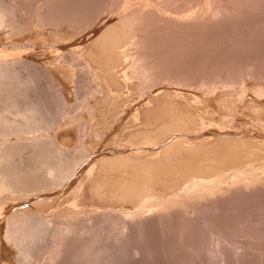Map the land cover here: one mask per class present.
Instances as JSON below:
<instances>
[{"label":"bare ground","instance_id":"6f19581e","mask_svg":"<svg viewBox=\"0 0 264 264\" xmlns=\"http://www.w3.org/2000/svg\"><path fill=\"white\" fill-rule=\"evenodd\" d=\"M47 1L50 0H0V264H119L121 260L124 261V258L139 255H141L142 258L144 257L143 260H147V262L143 261V264L148 263V261L152 264H175L176 260H173L174 256H172V258L169 256L173 253L172 249L175 248L174 242L172 243L168 241V239H163L162 241L161 237H164V235H162L163 230L171 229L173 226L176 217L174 211L176 207L174 206H178L175 205L176 201L185 196L187 197L188 194L191 195L192 200L187 202L190 198H186L187 200L183 198L186 202L184 203L182 199L183 202H180L183 204H179L183 205L182 210L184 212H189L202 203V201L196 199L199 196L204 197L205 194H209V192L213 191H215V194L219 191L222 192L223 190L221 191L220 189L224 186H221L220 189L219 186L225 179L230 183L228 189L232 188V190L242 189L245 185L244 183L247 182H253L254 185H257L258 182L255 181L257 180L256 178L260 177L259 179H262L261 177L264 176V140L262 138L260 140L257 138L252 139V137L247 136L246 133L248 134V128L246 123V127H244V124H241L242 129H239L240 125H238L239 128L237 126V129H234V135H219L217 139L215 137L216 141L212 139L214 137L208 135L203 137V139H201L202 141H197L198 144L192 145L191 140H186L187 138L184 139L179 136L177 137V135L183 132L181 130L179 131L180 128L178 127H181L182 123L185 121L183 120L185 118L184 114L170 118L166 117L167 108L169 107H166V101L163 104L159 99L164 94L165 97H167L166 94H170L168 87L164 86L165 84H159V86L156 85L155 89H150V87H154L156 79H166L168 77V72L164 71V73L167 72V74L159 75V71V74H156L159 68L156 70L155 67L157 68L158 64L161 65L163 63L159 62L158 59L156 60L155 56L158 54L154 55L156 62L158 61L157 64L153 61L154 58L152 54L151 60L149 57L150 55L146 56V51L143 53V45L147 43V40L143 42L145 40L143 33L144 35L147 33H142L139 26L143 25V20L146 19L145 16L147 17V15H150L152 18L156 16L155 18H158V20L160 18L164 26H176V28H181V31L183 28L186 30L189 29V32L205 26V28H210L211 26L214 27L216 23H214V21L211 23V21L213 19L216 21L217 17L223 14L222 8L226 6L221 7V0L219 2L218 0H206V5L203 3L204 6L201 5L202 2H198V4H200L198 5V7L200 6L198 10L195 9L197 8L196 6L193 8L194 10L191 7L180 10L177 7L175 8L177 4H175L174 7L171 6L174 0H171V3L169 0L168 4L170 3V8L166 4L164 5L166 0L163 1V4H160L159 2L161 1L159 0V2L156 1L157 4H154L155 2L153 4L151 3L155 0H149L148 2L147 0H143L142 2L144 3L138 0L141 4L137 2L139 7L135 6L136 9L135 7H131L135 9L133 10L129 8L130 0H125L124 8L122 7L123 9L120 11L122 16H116V18H120L119 22L116 20L117 23L112 24V22L111 25L109 22L107 23L108 19H110L108 14L107 16L109 17L104 18V21L100 22H102L101 24L107 23L110 26L103 30L101 29L102 26L100 32H98L99 29H97V33H92L95 31L93 29V31H88V35L85 36L87 37L86 41L84 42L83 38L81 39L83 41L82 44L77 43L81 45L79 47L81 52H77L78 54L71 53L70 55L68 53V48H63V51L58 50L60 48L57 46L58 44L64 43V45H66V41L64 40L66 38L70 40V38H68L70 34H67L65 30L61 31L60 27L61 24L63 27L64 24L70 25L75 22L79 23L80 21L78 18L82 14L79 11H76L74 14V10L72 12L73 14H67V12L63 10L55 14L52 7L53 5L43 4ZM146 2L148 5L151 3V5L148 6ZM219 3H221V5ZM133 4H135V2ZM182 6H184L183 2ZM255 9H259V7ZM261 9L262 8H260V10ZM80 11L82 10L80 9ZM136 13L138 16L134 15ZM77 14H80V16L78 15V17ZM91 15L93 14L91 13ZM150 17L146 19L147 22ZM88 18L89 17H87L86 20ZM139 23L142 25H138ZM152 23L150 27H152ZM163 23H161V25ZM213 23L214 25H212ZM153 24L155 25V23ZM56 26H60L59 29L55 28ZM157 27H160V25H157ZM157 29L159 30L161 28ZM209 31H211V29H209ZM85 32L86 31H84V33ZM168 32L171 33V30ZM151 33L153 32H150V34ZM72 35L77 38L76 34ZM153 35H155V33H153ZM156 37L154 36V38ZM180 37H182V35H180ZM218 38L221 39L220 37ZM154 40L155 39H153V41ZM158 40L159 39H157V42H159ZM71 41L69 42L71 43ZM157 42L155 41L156 44ZM194 43H196V41ZM166 44L169 43L166 42ZM150 45L148 47H150ZM169 45H171V43ZM177 45L181 46L178 43ZM53 46H57V49H54ZM216 46H218V44ZM145 47H147L146 44ZM169 47L165 48L164 55L161 53L159 54V58L160 55L161 57L162 55L164 56L162 59H165V56L169 58L167 55L170 53L166 51ZM76 48H78V46ZM65 50L68 51L66 52L69 55L65 53ZM181 50H179V52ZM185 50L187 51L188 49ZM70 51L72 52V50ZM148 52L151 53V50ZM170 52L172 54L173 51ZM166 53L168 54L165 55ZM209 55H211V52ZM214 56L212 59H214ZM184 57L186 58V56ZM245 60L246 59H244V61ZM182 61L185 60L182 59ZM153 63L157 65L155 66L154 64V68L152 67ZM256 64L255 66L258 65ZM169 66H171V68L173 67L172 65H165V68L167 67L169 69ZM250 66L251 65H249V67ZM253 66L254 65H252V67ZM38 69L40 73L41 70L43 71L41 73L45 75L43 77L47 76L49 78L48 82L50 85L48 82L47 84L43 81L47 78L41 79L42 75L40 78V74L37 73ZM154 69L157 72H155ZM56 73L60 74L55 75ZM77 73L84 75L86 81L89 83L87 84L88 86H83V95L82 93L80 95L79 92L81 91H78V95L83 97V100L80 99L79 101L82 102L84 111L87 114L83 124L80 123L81 121L77 122V117L73 116V109L71 110L72 105L70 104L71 107H66L64 105V101L66 100H64L61 93L63 89L66 90L75 87V85L71 83L72 79L70 78ZM188 73L190 74L189 71ZM171 76L173 77V75ZM187 76L188 75H186L185 80L183 79V82H185L187 78L191 79L192 77ZM134 77H136V79L138 78L137 80L142 89H150L149 94L151 93V95L146 98L140 97V99H142L140 100V105L138 104L139 109H135L137 112L134 110L135 112L133 113L138 114V116L140 115L142 119L141 123H149L152 126H148V128L151 127V129L149 128L150 130H145L146 128L143 129L142 125L139 127L138 124H135L136 122L133 123L131 121L132 124L136 125V129L134 131L131 130L133 133L131 134L133 143L127 142L117 147L115 146L116 144L114 145L113 141V143L111 142L112 139L109 141L106 137L109 133L114 131L115 118H125L132 112L133 103H130L132 101L127 89ZM182 78H184L183 75ZM242 78H235L233 82L228 81V79H221V77L219 81L217 80L219 78L216 80L213 78L212 81L209 80L210 82H208V84L207 81L203 82L201 79L199 80L202 81L201 85L203 86L207 84L212 89L217 86L226 89L228 85H236V83L237 85L239 83L241 84ZM168 79L171 78L169 77ZM187 81H189V79ZM172 82L181 83L178 78L173 79ZM158 83H160V81ZM242 85L244 86V84ZM51 86L57 91L56 93L52 92L53 97H51L52 93L50 94V92H47V89L49 91V87L51 88ZM54 88L53 90L55 91ZM79 88L80 87L77 89L80 90ZM236 88L237 87H233V90ZM240 88H242V86ZM152 89L154 90L153 92ZM71 91L74 92L73 90ZM244 92L245 91L242 93ZM55 94L57 95L54 96ZM259 94L262 95V93ZM170 95L172 98H170V96L169 98L173 99V96L180 97L179 95L181 94H179V92H174L173 95ZM189 96H191V94ZM241 96L238 97L241 98ZM52 98H56L58 103L53 102ZM169 98H167V103L173 101L175 102L174 105L178 100L181 101L180 98L177 101H175V98V100H169ZM162 99L164 98L162 97ZM127 100H130V102ZM184 101H181L182 104H184ZM181 102L177 104L179 105ZM186 103L188 104L187 101ZM261 103L263 104V102ZM223 104H227V102ZM234 104L235 103H233V105ZM185 105L184 107L183 105L181 106L185 108ZM252 105L255 106L251 104V107ZM181 106L179 107L181 108ZM217 106H219V104ZM263 106L264 105H262L261 108H263ZM75 108L74 106V109ZM191 110L193 109H190V113H192ZM190 113H188L189 117H186V121L189 119V121L191 120L193 122L194 119L190 118L193 117ZM250 114L253 115V113ZM131 116L132 115H130V117ZM252 117L254 116H251V118ZM195 120L198 119L196 118ZM167 123L173 126L175 125L177 129H171L173 126ZM165 124H167V127ZM190 124L192 123L190 122ZM87 125L90 129L95 125L93 127L94 132L91 130L93 137H90V139L87 138L88 140L82 143L79 142L80 140L74 142V145L80 143L74 147L72 142H69L70 144L72 143L70 147L68 144L67 146L63 144L66 140L75 137L81 140L82 136L85 138L84 135L88 130ZM134 125L133 127L135 128ZM224 129L222 130L224 131ZM202 130H205V127L200 131ZM131 132H129V134ZM249 132L251 133V131ZM163 133L166 134L163 136ZM113 134L114 133H112V135ZM160 134L163 137H160ZM175 136L176 139H174ZM105 138L107 140H105ZM169 138L173 140L167 141ZM149 141L152 144H149ZM155 145L158 146V149L154 152L150 151ZM126 148L130 151L125 152ZM159 154L161 155L158 156ZM206 196L208 197V195ZM206 196L204 197L205 199L207 198ZM213 196L214 194L211 197ZM217 196L219 197L218 194ZM201 199L202 198H200V200ZM216 199L214 200L216 201ZM114 202L116 204H114ZM116 206H118V208H116ZM227 206L229 207V205ZM212 209L214 210V208ZM195 210L196 209H194V211ZM159 226L162 231H160V233ZM159 235L161 236L160 238ZM170 238H172V236H170ZM202 246L206 247L204 245ZM202 246H200V248H202ZM229 246H231V244ZM236 259L235 262H237ZM177 264L180 263L178 262ZM237 264H239V262Z\"/></svg>","mask_w":264,"mask_h":264},{"label":"rangeland","instance_id":"374dc122","mask_svg":"<svg viewBox=\"0 0 264 264\" xmlns=\"http://www.w3.org/2000/svg\"><path fill=\"white\" fill-rule=\"evenodd\" d=\"M60 1V2H59ZM64 1V2H63ZM69 1V2H68ZM78 3H77V2ZM85 1V2H84ZM89 1V2H88ZM114 1V2H113ZM122 1V2H121ZM143 0H141L140 2L141 3H144L142 2ZM145 1V0H144ZM149 0H147L148 2ZM152 1V0H151ZM156 1L158 0H155L153 2H151L152 4H157ZM161 1V2H159ZM158 2L160 4H163V1L165 0H159ZM177 1V3H176ZM188 1V3H187ZM205 1L206 0H185V3H184V0H174L172 1L173 4L171 6H175V4L179 5V6H175V8L177 7L178 9L180 10H184L186 7L187 8H194L195 6L198 10V2L203 5H206L205 4ZM220 0H218L219 2ZM224 3H223V2ZM50 2V3H49ZM68 2V3H67ZM76 2V3H75ZM83 2V3H82ZM113 2V3H112ZM124 2V3H123ZM135 2V4L137 2H139L138 0H130L129 1V8L131 7H139V4L137 3L136 5L133 4ZM139 2V3H140ZM146 2V4L148 5V3ZM169 0H166L164 2V5L166 4L168 7L170 6L169 4L171 3V0H170V3L168 4ZM179 2V3H178ZM182 2H183V5L182 6ZM190 2V3H189ZM193 2V3H192ZM222 3V6H226V7H223L222 8V13L221 16L217 17L216 21L215 19H213L211 21V23L214 21V23L211 26L210 28H205V27H200V28H197L195 31H191L189 32V29H182L181 31V28H176V26H164V23L163 21L158 20V18L156 19L154 16V18H152V16L150 17V15L147 17L145 16L146 19H148V17H150L151 19V22H150V19L148 20V22L145 20H143V25L142 24H138V25H142V26H139V28H141V32H145L147 34L144 35L143 33V36H145V40L143 42H146L147 40V43L145 47V44L143 45L144 48H143V53L144 51L146 56H149L150 59L152 60V56L154 58V55H157L155 56L156 60L158 59L159 62L163 63L161 65L158 64V61L156 62L155 58L153 59V61H155L158 66L153 63L152 67L154 68V64L155 66H157V68L155 67V69L157 70L158 68V72L155 70V72H157L156 74H159V71H160V74L159 75H163V74H167V78L166 79H156L157 81L159 80L160 83H158L156 80H155V85L154 87H150L155 89L156 88V85L159 86L160 85H163L165 84L164 86H167L168 87V91L170 94L173 95L174 92H179V95L180 97L178 96H173L174 100L177 101L179 98L181 99V101H184L182 104V102L180 100H178L176 102L175 106L173 101H171V103H167V98H172V96L170 94H166L167 97H165V94L162 96L164 99H162V97H160V101L165 102V105L166 107H172L170 108H167V114H166V117L170 118V117H174L176 115H180V114H184V117H189L188 116V113H190V109H193L191 110L192 113H190L193 117H190V118H193V122L189 119L188 121L187 118L183 119L185 120L181 127H178L180 128L179 131H183L181 134L177 135V137H183L184 139L186 140H191V143L192 145L194 144H198L197 141H200L201 139H203V137H206V136H210V137H214L212 139L215 140V137L217 139V137L219 135H234L235 132H234V129H237V126L240 125V128L238 126L239 129H242L241 128V124L243 125L244 124V127H246L247 125V131H248V134L246 133L247 136H250L252 137V139H255L257 138L258 140H260L261 138L264 140V106L263 108L262 105H264V96H263V93H264V0H221L220 1ZM227 2V4H226ZM52 3V4H51ZM58 3V4H57ZM64 3V4H63ZM140 3V4H141ZM151 3H149L148 6L151 5ZM196 3V4H195ZM221 3H219L221 5ZM44 5H53V9H54V12L55 14L58 12L60 13L61 10L67 12V14H73V10H74V14L76 11H79L82 15V17L80 16V14H77V16L79 17V23L75 22L74 24H64L63 27H62V24H61V31L65 30V32H67V34H70V36L68 35V38L69 39H65L64 41L66 45H64V43L62 44H58L57 46H59L58 50H64V49H67L68 48V51L65 50V53H69L71 55L72 54H78L79 52H81V50L79 49V47L81 46L80 44L83 43V41L85 42L86 41V38L85 36L88 35V31H91L92 29L95 30L93 31L92 33H97V29L98 32H100V30L104 29V28H107L108 26L112 24H116L117 22H119V19L116 18V16L118 17H121L122 14H121V9H123L124 7V4H125V0H50V1H47L46 3H43ZM69 4V5H68ZM71 4V5H70ZM114 4V5H113ZM132 4V5H131ZM145 4V5H146ZM187 4V5H186ZM193 4V5H192ZM254 4V5H253ZM262 4V5H261ZM59 5V6H58ZM78 5V6H77ZM83 5V6H82ZM86 5V6H85ZM181 5V6H180ZM203 5V6H204ZM261 5V6H259ZM56 8H55V7ZM62 6V8H61ZM69 6V7H68ZM75 9H74V7ZM189 6V7H188ZM246 6V7H245ZM251 6V7H250ZM73 7V8H71ZM77 7V8H76ZM82 7V8H81ZM123 7V8H122ZM135 7V9H136ZM145 7V6H144ZM171 7V8H173ZM180 7V8H179ZM250 7V8H248ZM259 9H255V8H258ZM67 8V9H66ZM69 8V9H68ZM71 8V9H70ZM79 8V9H78ZM86 8V9H85ZM131 8V9H133ZM170 8V7H169ZM226 8V9H225ZM228 8V9H227ZM243 8V10H242ZM260 8H262L260 10ZM65 9V10H64ZM78 9V10H77ZM80 9L82 11H80ZM114 9V10H112ZM130 9V10H131ZM133 9V10H135ZM225 11H224V10ZM240 9V10H239ZM58 10V11H57ZM84 10V11H83ZM194 10V9H193ZM256 12H255V11ZM69 11V12H68ZM225 13H224V12ZM229 11V12H228ZM236 11V12H235ZM239 11V12H238ZM241 11V12H240ZM261 11V12H260ZM77 12V13H79ZM85 12V13H84ZM237 14L235 15L234 14ZM91 13L93 15H91ZM244 13V14H243ZM250 13V14H249ZM87 14V15H86ZM109 14V16H107ZM112 14V15H111ZM121 14V15H120ZM225 14V15H224ZM227 14V15H226ZM233 14V15H232ZM258 14H259V17H258ZM134 15H137L134 14ZM243 15V16H242ZM250 15V16H249ZM253 15V16H252ZM257 15V16H256ZM72 16V15H71ZM85 16V17H84ZM92 16V17H91ZM112 16V17H111ZM138 16V15H137ZM224 16V17H223ZM89 17L87 20L86 18ZM109 17L110 19H108L107 23L109 22L110 25H105V24H101L102 22L100 21H104V18H107ZM114 17V18H113ZM144 17V16H143ZM248 19H247V18ZM83 18V19H82ZM85 18V19H84ZM96 18V19H94ZM238 21H237V19ZM82 19V20H80ZM92 19V20H91ZM98 19V20H97ZM112 19V20H111ZM114 19V21H113ZM154 19V20H153ZM224 19V21H223ZM90 20V21H88ZM117 20V22H116ZM158 22H157V21ZM86 21V22H85ZM97 21V22H96ZM99 21V22H98ZM141 21V20H140ZM145 21V22H144ZM228 21V22H227ZM88 22V23H87ZM142 22V21H141ZM155 23V25L153 23ZM163 23L161 25V23ZM81 23V24H80ZM95 23V24H94ZM98 23V24H97ZM101 25H100V24ZM138 23V22H137ZM149 23V25H148ZM152 23V27H150ZM226 23V24H225ZM231 23V25H230ZM81 26H80V25ZM98 26H97V25ZM219 24V25H218ZM221 24V25H220ZM225 24V25H224ZM229 24V25H228ZM67 25V26H66ZM97 27H95V26ZM100 25V27H99ZM134 25V24H133ZM137 25V24H136ZM157 25L160 27H157ZM217 25V26H216ZM80 26V27H79ZM103 26V27H102ZM106 26V27H104ZM146 26V27H144ZM154 26V27H153ZM228 26V28H227ZM59 27H55V28H58ZM74 27V28H73ZM78 30H77V28ZM94 27V28H93ZM99 27V28H98ZM102 27V28H101ZM144 27V28H143ZM148 27V28H147ZM150 27V28H149ZM172 27V28H171ZM174 27V28H173ZM217 27V28H216ZM223 27V28H222ZM64 28V29H63ZM101 28V29H100ZM153 28V29H152ZM157 28H161V29H157ZM167 28V29H166ZM170 28V29H169ZM205 28V29H204ZM221 28V30H220ZM240 28V29H238ZM89 29V30H88ZM156 29V30H155ZM163 29V30H162ZM165 29V30H164ZM179 29V30H178ZM209 29H211V31H209ZM214 29V30H213ZM228 29V30H227ZM76 30V31H75ZM151 30V31H149ZM171 30V33H169L168 31ZM174 30V31H173ZM185 30V31H184ZM203 30V31H202ZM205 30V31H204ZM223 30V31H222ZM232 30V31H231ZM84 31H86L84 33ZM161 31V32H159ZM180 31V32H179ZM213 31V33H212ZM237 31V33H236ZM150 32H153L155 33V35H153V33L150 34ZM187 32V33H185ZM194 32V33H193ZM203 32V33H202ZM220 32H223V33H220ZM227 32V34H226ZM234 32V33H233ZM81 33V34H80ZM157 33V34H156ZM161 33V34H160ZM215 33V34H214ZM252 33V34H251ZM72 34H76V37L75 38ZM78 34V35H77ZM81 36H80V35ZM172 34V36H171ZM184 34V35H183ZM193 34V35H192ZM198 34V35H197ZM218 34V35H217ZM241 34V36H240ZM257 34V35H256ZM72 35V36H71ZM151 35H152V38L155 39L153 41V39L151 38ZM160 35V36H158ZM168 35V36H167ZM174 35V36H173ZM179 35V36H178ZM180 35H182V37H180ZM213 35V36H212ZM216 37H215V36ZM226 35V36H225ZM234 35V36H233ZM238 35V36H237ZM150 36V37H149ZM154 36L156 38H154ZM186 36V37H185ZM197 36V37H196ZM205 36V37H204ZM230 36V37H229ZM232 36V37H231ZM237 36V37H236ZM244 36V37H243ZM167 37V38H166ZM189 37V38H188ZM192 37V38H191ZM196 37V38H195ZM199 37V38H198ZM212 37V38H211ZM218 37H220L221 39H219ZM242 37V38H240ZM256 37V38H255ZM75 40H73V39ZM80 38V39H79ZM84 38V39H83ZM161 38V39H160ZM172 38V40H171ZM176 38V39H175ZM188 40H187V39ZM208 38V40H207ZM251 38V39H250ZM83 39V41L81 40ZM157 39H159L158 41L160 42V44L158 45L159 42H157ZM168 39V40H166ZM179 39V41H178ZM186 39V40H185ZM215 39V40H214ZM219 39V40H218ZM226 39V40H225ZM239 39V40H238ZM72 40V41H71ZM171 40V41H170ZM192 40V41H191ZM198 40V41H197ZM205 40V41H204ZM207 40V42H206ZM221 40V42H220ZM223 40V41H222ZM236 40V41H235ZM71 41V43L68 42ZM78 41V42H77ZM81 41V42H80ZM155 41L157 42V44L155 43ZM184 41V42H183ZM196 41V43H194ZM213 41V42H212ZM215 41V42H214ZM226 41V42H225ZM238 41V42H237ZM152 44L154 43V45H150L149 44ZM167 43H171V45L169 44H166ZM199 42V43H198ZM204 42V43H203ZM77 43H80V44H77ZM162 43V44H161ZM165 43V45H164ZM180 44L181 46L177 45ZM184 43V44H183ZM194 43V44H193ZM203 43V45H202ZM208 43V44H207ZM211 43V44H210ZM221 43V44H219ZM228 43H229V46H228ZM57 44V43H55ZM72 44H76L78 46V48H76L77 46L76 45H72ZM174 44V45H173ZM183 44V45H182ZM189 44V45H188ZM206 44V45H205ZM214 44V45H213ZM218 44V46H216ZM62 45V46H61ZM71 45V46H70ZM150 45V47H148ZM157 45V46H155ZM164 45V47H163ZM166 45H169V46H166ZM186 45V47H185ZM191 45V46H190ZM211 45V46H210ZM213 45V46H212ZM262 45V46H261ZM56 46V47H57ZM65 46V47H63ZM160 46V47H159ZM209 46V47H208ZM224 46V47H223ZM55 46H53L54 49H57ZM155 47V48H154ZM163 47V49L161 50V48ZM166 47H169L166 49L167 52H169L171 54L170 51H173L172 54H168L166 53L165 55H167L169 58H167L165 56V59H162L164 58V53H165V48ZM181 47V48H180ZM183 47V48H182ZM220 47V48H219ZM258 47V48H257ZM64 48V49H63ZM151 50V53L148 52L150 51L149 49ZM153 48V49H152ZM179 48V49H178ZM190 48V49H189ZM213 48V49H212ZM77 49V51H76ZM159 49V50H158ZM170 49V51H169ZM177 49V50H176ZM182 49V50H181ZM185 49H188L187 51ZM259 49V50H257ZM72 50V52L70 51ZM153 50V51H152ZM179 50H181L179 52ZM195 50V51H193ZM217 50V51H216ZM233 50V51H232ZM253 52H252V51ZM257 50V51H256ZM67 51V52H66ZM74 51V52H73ZM76 51V52H75ZM158 51V52H155ZM200 51V52H199ZM202 51V52H201ZM215 53H214V52ZM223 51V53H222ZM232 51V52H231ZM237 53H236V52ZM263 53H261V52ZM78 52V53H77ZM176 52V53H175ZM180 53V56H179V53ZM184 52V53H183ZM190 52V53H189ZM199 52V53H198ZM211 52V55H209V53ZM235 52V54H234ZM240 52V53H239ZM260 52V53H259ZM67 53V55H69ZM163 54L162 57L160 55V58H159V54ZM175 53V54H174ZM178 53V54H177ZM197 53V54H196ZM247 53V54H245ZM144 54V55H145ZM152 54V56H151ZM182 54V55H181ZM186 54V55H185ZM193 54V55H192ZM195 54V55H194ZM199 54V56H198ZM219 54V55H218ZM175 55V56H174ZM188 55V56H187ZM197 55V56H196ZM215 55V56H214ZM241 55V56H240ZM247 55V56H246ZM254 55V56H253ZM262 55V56H261ZM172 56V58H171ZM179 56V57H177ZM186 56V58L184 57ZM192 56V57H190ZM196 56V57H195ZM212 56V57H211ZM214 56V59H212ZM216 56H217V59H216ZM225 56V57H224ZM256 56V57H255ZM174 57V58H173ZM182 57V58H181ZM238 57V58H237ZM241 57V58H239ZM247 57V58H246ZM176 58V59H175ZM178 58V60H177ZM185 58V59H184ZM191 58V59H189ZM211 58V59H210ZM237 58V59H236ZM246 59L244 61V59ZM185 60V61H182ZM239 59V61H238ZM254 59V60H253ZM162 60V61H161ZM175 60V61H174ZM189 60V61H188ZM248 60V62H247ZM262 60V61H261ZM167 64H166V63ZM175 62V63H174ZM190 62V64H189ZM254 62V63H253ZM172 63V64H171ZM184 63V64H183ZM188 63V64H187ZM194 63V64H193ZM258 65H257V64ZM174 64V65H173ZM178 64V65H177ZM242 64V65H241ZM248 64V65H247ZM255 64L257 66H255ZM165 65H172L173 67L171 68V66H169V69L166 67L165 68ZM177 65V66H175ZM180 65V66H179ZM188 65V67H187ZM249 65H251L249 67ZM252 65H254L252 67ZM162 66V67H160ZM164 66V68H163ZM175 66V67H174ZM230 66V67H229ZM234 66V68H233ZM249 68H248V67ZM179 67V68H178ZM181 67V68H180ZM184 67V68H182ZM192 69H191V68ZM215 67V68H214ZM243 67V68H242ZM163 68V69H161ZM188 68V69H187ZM236 68V69H235ZM242 68V69H241ZM255 68V69H254ZM177 69V71H176ZM178 69H181V70H178ZM187 69V70H186ZM190 69V70H189ZM196 69H199V70H196ZM234 69V70H233ZM132 70V69H131ZM162 70V72H161ZM169 70V71H168ZM176 74H175V72ZM186 70V71H185ZM164 71H167L166 73H164ZM188 71L190 72V74L188 73ZM227 71V72H226ZM245 71V72H244ZM248 71V72H247ZM250 71V72H249ZM255 71V72H254ZM43 71L41 70V73ZM178 72V73H177ZM233 72V73H232ZM242 72V74H241ZM254 72V74H253ZM258 72V74H257ZM262 74H261V73ZM38 74H40V78H41V73H40V70L38 69L37 71ZM215 73V75H214ZM220 73V74H219ZM232 73V74H231ZM250 73V74H249ZM252 73V74H251ZM60 73H56L55 75H58ZM178 74V75H177ZM173 75V77L171 76ZM182 75L184 78H182ZM186 75H188L190 78H187V80L189 79V81H185L183 82V79L185 80L186 79ZM195 75V76H194ZM210 75V76H209ZM221 75V76H219ZM236 75V76H235ZM38 76V75H37ZM45 75H42V78H47L46 80H43L45 81V83L48 82L49 78L46 76V77H43ZM79 76V77H78ZM187 76V77H188ZM212 76V77H211ZM230 76V77H229ZM234 79H233V77ZM84 77V78H83ZM171 78V79H168V78ZM195 77V79H194ZM201 77H204V78H201ZM206 77V78H205ZM208 77V78H207ZM220 77L221 79H228V81H231L233 82V80L236 79H241L242 78L244 80H242L241 84L239 83L237 85H234V84H231L230 86L228 85L226 89L220 87V86H217L215 87L214 89H212L208 84V82H210L209 80H213V78H215V80L217 78L218 81L220 80ZM228 77V78H226ZM232 77V78H231ZM83 78V79H82ZM178 78V80L181 81V83H175V82H172L173 79H176ZM179 78H182V79H179ZM198 78V79H197ZM230 78V79H229ZM72 79L71 83H73L75 85L74 88L71 87V89H63L61 90L62 92V96L64 98V101L65 102V106L66 107H71L72 105V108L71 110L73 111L72 114L73 116L77 117V122H80L83 124V121H85L86 117H87V114L86 112L84 111V108L82 106V102L79 101L80 99L83 100L81 93L82 91L84 92V87L83 86H88L87 84L88 81H86V78L84 75H81V74H74V76H72ZM138 79V78H137ZM136 79V77H134L132 79V83L130 84V86L128 87V94L130 96V99L132 102H130V100H127L129 101L130 103H133V107H132V114L130 113V115H132L130 117V115L126 116L125 118H121V119H118V118H115L114 120V131L112 133H114L112 135V133H109V135H107V139H112L111 142L113 141L114 142V145L115 146H121L123 143H133V139L131 138V134H133L131 132V130H135L136 129V125L138 124L139 127L140 125L143 126V129L146 128L145 130H150L151 127L148 128V126H152L151 124L149 123H141V118H140V115L138 116V114H134L133 112H135L136 110L135 109H139V105H140V100L142 98H146L148 96L151 95V93L149 94V90L147 88V90H144L142 89V87H140V83L138 82V80ZM201 79L203 82L207 81V84H205L204 86L201 85L202 84V81L199 80ZM208 79V80H207ZM134 80V81H133ZM197 80V81H196ZM77 81V82H76ZM85 81V82H84ZM164 81V82H163ZM171 81V82H170ZM241 81V80H240ZM75 82V83H74ZM134 82V83H133ZM136 82V83H135ZM162 82V84H161ZM188 82V83H187ZM247 82V83H246ZM49 83V82H48ZM47 83V84H48ZM79 83V84H78ZM72 84V85H73ZM82 84V85H81ZM86 84V85H85ZM134 84V85H133ZM244 84V86L242 85ZM50 85V83H49ZM47 85V86H49ZM201 85V87H200ZM220 85V84H218ZM242 88H240L241 86ZM246 85V86H245ZM258 85V86H257ZM139 86V87H138ZM153 86V85H152ZM208 86V88H207ZM240 86V87H239ZM80 87L78 90L77 88ZM83 87V88H82ZM138 87V88H136ZM210 87V88H209ZM233 87H237L236 91L233 90ZM239 87V88H238ZM53 86H51V88L49 87V91L47 89V92L50 94L52 92L56 93V89L55 91L53 90ZM244 88V89H243ZM260 88V89H259ZM76 89V90H75ZM152 89V92L154 91ZM223 89V90H222ZM241 89V90H239ZM51 90V91H50ZM69 90V91H68ZM71 90H73L74 92H72ZM259 90V91H257ZM263 90V91H262ZM60 91V90H59ZM78 91H81L79 92L80 95H78ZM140 91V92H139ZM148 91V92H147ZM183 91V92H182ZM243 91H245L244 93H242ZM252 91V92H251ZM185 92V93H184ZM211 92V93H210ZM256 92V93H255ZM262 93V95H260L259 93ZM249 93V94H248ZM252 93V94H251ZM254 93V94H253ZM75 94V96H74ZM153 94V93H152ZM187 94V95H186ZM191 94V96H189ZM200 94V95H199ZM237 94V95H236ZM242 96H241V95ZM244 94V95H243ZM258 96H256V95ZM57 94H55L54 96H56ZM83 95V93H82ZM145 95V96H144ZM199 95V96H197ZM204 95V96H203ZM79 96V97H77ZM237 96V97H236ZM238 96H241V98H239ZM260 96V97H259ZM51 97H53V93L51 95ZM132 97V98H131ZM140 97H142L140 99ZM178 97V98H176ZM134 98V99H133ZM169 100H173V99H170ZM186 98V99H185ZM204 98V99H203ZM215 98V99H214ZM219 98V99H218ZM227 100H226V99ZM259 98V99H258ZM53 99V102H57L56 98H52ZM133 99V100H132ZM139 99V101H138ZM188 99V100H187ZM221 99V101H220ZM239 99V100H238ZM253 99V101H252ZM56 100V101H54ZM137 100V101H136ZM164 100V101H163ZM205 100V101H204ZM214 100V101H213ZM224 100V101H222ZM258 100V101H257ZM77 101V102H76ZM136 101V103H135ZM186 101L188 102V104L186 103ZM190 101V103H189ZM209 101V102H208ZM211 101V102H210ZM235 101V102H234ZM243 101V102H242ZM252 103H251V102ZM75 104V105H73ZM178 102H181L179 105L177 104ZM217 104H216V103ZM226 103L227 104H223V103ZM229 102V103H228ZM254 102V103H253ZM256 102V103H255ZM260 102V103H259ZM263 102V104L261 103ZM58 103V102H57ZM63 103V102H62ZM192 103V104H191ZM213 103V104H212ZM233 103H235L233 105ZM254 104L255 106L252 105L251 107V104ZM258 103V104H257ZM71 104V105H70ZM80 104V105H78ZM139 104V105H138ZM152 104V103H151ZM169 104V105H168ZM173 104V105H172ZM187 106H186V105ZM198 104V106H197ZM219 104V106H217ZM231 104V105H229ZM256 104H257V107H256ZM261 104V105H260ZM77 105V106H76ZM136 105V106H135ZM164 105V106H165ZM168 105V106H167ZM181 105H185V108H183ZM194 105V107H193ZM239 105V106H238ZM260 105V106H259ZM74 106L76 107L74 109ZM175 106V107H174ZM181 106V108L179 107ZM226 106V107H225ZM236 106V107H234ZM242 107V108H238V107ZM250 108H248V107ZM135 107V108H134ZM193 107V108H192ZM245 107V108H244ZM257 109H255V108ZM78 108V109H77ZM253 108V109H252ZM247 109V111H246ZM249 109V111H248ZM80 110V112H79ZM135 110V111H134ZM175 110V111H174ZM234 110V111H233ZM239 110V111H238ZM241 110V111H240ZM260 112H259V111ZM263 112H262V111ZM139 111V110H138ZM170 111V112H168ZM174 111V112H173ZM178 111V113H177ZM185 111V112H184ZM75 112V113H74ZM77 112V113H76ZM137 112V111H136ZM188 112V113H186ZM236 112V113H235ZM242 112V113H241ZM248 112V113H247ZM257 112V113H256ZM79 113V114H78ZM186 113V114H185ZM250 113H253L250 114ZM261 113V114H260ZM134 114V115H133ZM189 114V115H190ZM196 114V115H195ZM243 114V115H241ZM249 114V115H247ZM263 114V115H262ZM81 115V116H80ZM198 115V116H197ZM137 116V117H136ZM251 116H254L251 118ZM79 117V118H78ZM134 117V118H133ZM239 117V118H238ZM262 117V118H261ZM81 118V119H80ZM84 118V120H83ZM135 118H136V121H135ZM198 119V120H195V119ZM245 118V119H244ZM251 118V119H250ZM131 119V120H130ZM240 119V120H239ZM255 119V120H254ZM135 123L136 125L132 124V122ZM248 121V122H247ZM124 122V123H123ZM190 122L192 124H190ZM243 122V123H242ZM250 122V123H249ZM117 123V124H116ZM131 123V124H130ZM246 123V125H245ZM168 124V123H167ZM167 124H165V126L167 127ZM256 126H255V125ZM132 125V126H130ZM133 125L135 126V128L133 127ZM170 125V123L168 124ZM254 125V126H253ZM258 125V126H257ZM260 125V126H259ZM88 126V125H87ZM86 126V127H87ZM95 126V125H94ZM93 126V127H94ZM125 126V127H124ZM154 126V125H153ZM157 126V125H156ZM170 126H173V125H170ZM234 126V127H233ZM90 129V127L88 126V130L86 132L87 136L89 134V136L87 137L86 134L84 135L85 138H83V136L81 137L82 140L79 138H72V139H68L66 140L63 144L70 147L72 146L71 144L73 143V147L76 146V145H79L80 143L84 142V141H87L88 139H90V137H93V134L92 131L94 132V129ZM132 127V128H131ZM174 127V128H173ZM171 129H174L175 128L177 129V127L174 125ZM205 127V130H202L200 131L201 129H203ZM243 127V126H242ZM251 127V128H250ZM255 127V128H254ZM258 127V129H257ZM208 128V129H206ZM224 129V132L222 129ZM255 130H254V129ZM262 128V129H261ZM142 129V130H143ZM157 129V127H156ZM170 129V130H171ZM238 129V130H239ZM260 129V130H259ZM92 130V131H91ZM127 130V131H126ZM158 130V129H157ZM91 131V132H90ZM251 131V133L249 132ZM129 132H131L129 134ZM127 133V135H126ZM153 133V132H152ZM111 134V135H110ZM164 134L166 133H163V136ZM91 135V136H90ZM254 135V136H253ZM259 135V136H258ZM122 136V137H121ZM125 136V137H124ZM161 136L160 134V137H163ZM187 136V137H186ZM263 136V137H262ZM121 137V139H120ZM127 137V138H126ZM131 139H130V138ZM88 138V139H87ZM105 138V140H107ZM77 139V140H76ZM114 139V140H113ZM174 139H176V136L174 137ZM211 139V140H212ZM76 140V141H75ZM78 140H80L78 144H75L74 145V142H77ZM128 140V141H127ZM150 140V139H149ZM154 140V139H153ZM173 139H170L167 140V141H172ZM204 140H207V139H204ZM213 140V141H214ZM152 141V140H150ZM149 141V142H150ZM166 141V142H167ZM202 141V140H201ZM216 141V140H215ZM69 142H72L71 144ZM112 142V143H113ZM190 143V144H191ZM118 144V145H117ZM149 144H152L151 142ZM148 145V144H147ZM114 146V147H115ZM151 149V148H150ZM158 149V146L155 145L150 151H156ZM161 149V148H160ZM127 151H130L128 150L127 148L125 149V152ZM120 152V151H119ZM162 154V153H161ZM161 154H159L158 156H160ZM154 156H157V155H154ZM98 157V156H97ZM264 177V176H263ZM261 177L262 179H259V178H256L257 181V185H254L253 182H247V183H244L245 187L243 186V188L240 190H232V188L228 189V186L230 187V183L229 181H226L227 179H225V181L227 182H222V184H220L219 186V189L221 186H224L223 188L221 187V191L222 192H216V194L214 193L215 191L213 192H209V194L212 196L214 194L213 197H211L209 194H205L204 197L206 195H208V197L205 199L203 196H199L198 198H196L198 201H202L201 204L203 205H199L197 208L195 207L194 209H196L194 211V209H192L191 211H187V212H184L182 210V207L183 205H179L181 204L183 201L182 199L183 198H190L188 201L192 200L191 198V195H187V197H183L182 199L180 200H177L176 201V204L175 205H178V206H174L176 208H174V211L176 213V217L174 219V222H173V226L171 229H168V230H163V232L161 231V227L159 228V233L160 231L162 232V235H164V237L160 236L159 235V238L161 237L162 241L163 239H168V241L170 242H174V247L172 249L173 253L171 255H169L171 258L172 256H174L173 260L176 262L175 264H177L178 262L180 264H237L239 262V264H264V178ZM232 179V178H231ZM259 180V181H258ZM262 182H261V181ZM225 183V184H224ZM261 183V184H260ZM263 183V184H262ZM227 184V185H226ZM226 185V186H225ZM252 185V186H251ZM249 186V187H248ZM227 187V188H226ZM225 188V189H224ZM259 188V189H258ZM226 190V191H225ZM217 191V190H216ZM224 193V194H223ZM217 194L219 195V198L217 196ZM237 194V195H236ZM216 195V196H215ZM224 197H222V196ZM240 195V196H239ZM190 196V197H189ZM215 197V198H214ZM220 199V200H217L216 199ZM232 197V198H231ZM235 197V198H234ZM200 198H202L200 200ZM230 198V199H229ZM213 199V200H211ZM216 199V201L214 200ZM222 199V200H221ZM184 200V199H183ZM186 200H184V203L186 202ZM206 200V201H205ZM226 200V202H225ZM232 200V201H231ZM235 200V201H234ZM182 201V202H180ZM205 201V202H204ZM212 201V202H211ZM208 202V203H207ZM228 202V203H227ZM233 202V204H232ZM205 203V204H204ZM231 203V204H230ZM114 204H116L114 202ZM183 204V203H182ZM174 205V203H173ZM218 205V206H217ZM229 205V207L227 206ZM231 205V206H230ZM202 206V207H201ZM220 206V208H219ZM116 208H118V206H116ZM181 208V209H179ZM208 208V209H207ZM214 208V210L212 209ZM225 208V209H224ZM222 209V210H221ZM118 210V209H117ZM180 212H179V211ZM198 210V211H197ZM211 210V211H210ZM221 210V211H220ZM224 210V212H223ZM178 211V212H177ZM216 211V212H215ZM223 212V213H222ZM226 212V213H225ZM233 212V213H232ZM180 213V214H179ZM182 213V214H181ZM184 213V214H183ZM228 213V214H227ZM195 214V215H194ZM222 214V215H221ZM231 214V215H229ZM179 215V216H178ZM183 215V216H182ZM197 215V217H196ZM220 215V216H219ZM225 215V217H224ZM234 215V216H233ZM190 217V218H189ZM193 219H192V218ZM224 217V219H223ZM186 218V219H185ZM200 220H199V219ZM252 218V219H251ZM188 219V220H187ZM203 219V220H202ZM263 219V220H262ZM183 221V222H182ZM262 221V222H261ZM229 222V223H228ZM235 224H234V223ZM225 223V224H224ZM240 223V224H238ZM238 224V226H237ZM232 225V226H231ZM175 226V227H174ZM220 226V227H219ZM233 227V228H232ZM239 228V229H238ZM243 229V230H241ZM239 230V231H238ZM180 232V233H179ZM223 232V233H222ZM238 233V234H237ZM168 234V236H167ZM222 234V235H221ZM235 234V235H234ZM179 235V236H178ZM220 235V236H219ZM228 235V236H227ZM170 236H172V238H170ZM234 236V237H233ZM236 236V237H235ZM168 237V238H167ZM170 238V239H169ZM220 238V240H219ZM160 239V240H161ZM181 239V240H180ZM239 239V241H238ZM207 240V242H206ZM232 240V241H231ZM167 241V240H165ZM178 243H177V242ZM180 241V242H179ZM205 241V242H204ZM209 241V242H208ZM220 242V243H219ZM224 242V243H223ZM231 242V243H230ZM233 242V243H232ZM240 244H239V243ZM226 243V244H225ZM242 243V244H241ZM179 244V245H178ZM228 244V245H227ZM231 244V246H229ZM199 245V246H198ZM202 245L206 246V247H203ZM213 245V246H212ZM218 245V246H217ZM223 245V246H222ZM200 246H202V248H200ZM199 247V248H198ZM217 247V248H216ZM221 247V248H220ZM223 247V248H222ZM226 247V249H225ZM232 249H231V248ZM216 248V249H215ZM205 249V250H203ZM208 249V250H207ZM201 250V251H200ZM208 252H207V251ZM227 250V251H226ZM234 250V251H233ZM244 250V251H243ZM223 251V252H222ZM215 252V253H214ZM227 252V253H225ZM240 254L238 255L237 254ZM175 253V254H174ZM212 253V254H211ZM244 253V254H243ZM227 254V255H226ZM230 256H229V255ZM215 255V257H214ZM218 255V257H217ZM224 255V256H223ZM236 255V257H235ZM210 257V258H209ZM221 257V258H220ZM225 257V258H224ZM233 257V258H232ZM129 258V259H128ZM144 258V257H143ZM142 256L139 255V256H129L127 258H124V261L121 260L119 264H143V261L147 262L146 259L143 260ZM212 258V259H211ZM223 258V259H222ZM231 258V259H230ZM237 258V259H236ZM142 259V260H141ZM216 259V260H215ZM220 259V261H219ZM228 259V260H227ZM235 259L237 260V262H235ZM243 259V260H242ZM246 259V260H245ZM178 260V261H177ZM127 263H126V262ZM138 261V262H136ZM181 261V262H180ZM223 263H222V262ZM227 261V262H226ZM229 261V262H228ZM136 262V263H135ZM144 262V263H145ZM217 262V263H216ZM146 264H152L151 262L148 261V263Z\"/></svg>","mask_w":264,"mask_h":264}]
</instances>
